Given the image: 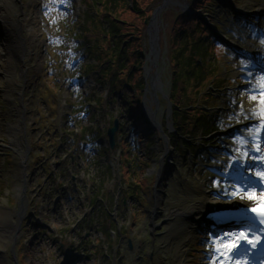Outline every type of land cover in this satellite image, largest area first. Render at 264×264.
<instances>
[{
  "label": "rangeland",
  "instance_id": "1",
  "mask_svg": "<svg viewBox=\"0 0 264 264\" xmlns=\"http://www.w3.org/2000/svg\"><path fill=\"white\" fill-rule=\"evenodd\" d=\"M175 1L176 4L169 3L156 17V60L149 57L147 29L153 19L152 11L162 5V0H154L149 10L146 9L151 12L143 14L146 18L143 17L142 21L132 14H120L127 22L134 24L133 28L136 27L134 33L127 35L134 38L128 41L129 45L130 42L133 44L128 65L135 63L137 67L138 59L144 65L139 70L138 80L135 79L136 84L139 83L137 92L136 84L129 85L128 75L121 79L117 77L124 68L121 63L112 66L109 62L99 61L101 55L105 57L110 52L109 47L99 50L98 43L100 31L107 30L109 24L105 18L95 20V23L87 20L88 15L94 13L85 5L86 0L83 4L82 0H64L62 4L66 9L62 11H58L56 6L61 0H23L27 12L32 10L30 4L40 11L42 32L41 43L33 49L32 56H26L25 65L29 68L27 80L19 70L20 60L15 56L10 61L0 47V227L20 204L18 197L23 186V168L22 160L18 157L21 151H18L17 137L21 135L22 99L26 110V141L31 148L26 169L25 215L20 221L22 228L14 244L11 234L0 238V264H180L185 256L183 246L184 249L193 250L187 254L191 253L187 264H208V261L223 264L222 256L215 251L221 245L210 243L212 238L206 233H195V228L187 220L176 227L174 223L182 220L161 226L153 233L152 245V237L146 236L149 221L141 219L134 210L132 218L136 224H132L127 211L129 208L114 206L113 201L120 193L124 206L131 198L132 209H136L138 202V208L147 205L143 197L148 198L150 176L146 170H152L151 166L156 171L160 170L161 181L157 189L168 197L161 198V202L178 212L204 202L203 183L221 194L223 200L240 198L234 191L242 193L246 196L244 200L247 199V195L241 191L243 184L231 179L236 172L229 165L235 164L234 155L239 156L235 149L247 148L250 144L255 146L253 140L257 134L253 122L245 129L235 125L247 120L254 121L259 116L253 106L257 104L259 94L254 75L260 71L248 59L245 48H248L250 41L263 43L264 18L253 19L244 15L252 9L264 12V0H221L217 5H210L207 12L199 13L206 22L212 20L213 25L219 26V35L229 45L226 51L234 59H230L224 48L218 50L219 59L211 54L216 51L211 48L212 45L223 44L220 40H213L210 35L203 37V32L193 37L196 41L202 37L203 51H197L203 58V62L200 60L197 87L202 86L198 94H201V108L207 115L200 118L193 129H188L190 124H187L179 130L172 124L171 115L168 117L170 110L175 112L174 105L169 104V97L175 79L188 71L191 76L193 68L188 71L183 69L188 56L195 61L197 54L188 53L189 42L184 37L181 50L186 52L184 67L180 73L174 70L176 66L171 55H168L167 41L174 32L176 19L183 13L181 5H191L193 0ZM55 12H59L57 20L51 17ZM181 51L179 49L178 54ZM50 53L56 57L57 71L56 68H52L54 71L49 69L52 64ZM38 61L41 63L38 64ZM11 62L12 68H15L12 81L6 77ZM130 67L134 70L133 66ZM154 78H158L161 90L153 88L156 86ZM240 78H244L245 82L242 83ZM236 79L239 80L238 84ZM176 83L181 87V81L177 80ZM250 85L253 90H249ZM221 86L225 87L220 90ZM253 96L256 98L253 99ZM134 97L141 98L156 113L163 129L173 126L167 134L168 146L144 117L145 127L137 133L130 106ZM193 101L183 99V109L179 111L176 108L179 111L176 113L192 110L188 104ZM177 117L180 121H186L183 115L178 114ZM212 118L217 120L220 130L213 132L208 126ZM114 120L121 123V131L112 150L107 130ZM236 128L238 131L233 132ZM222 131L231 134L225 136L221 134ZM52 137H55V145H52ZM237 137L246 138L248 143L242 145ZM46 151V159L42 156L34 160L33 155ZM131 151L144 162L136 157H128L123 158V163L130 164L132 168L143 163L141 168L145 172L140 179L136 174H128L124 179L125 185H120V174L124 167L121 156H129ZM63 155L68 156L67 161L54 164L50 169L52 176L48 177L44 167H48V163L54 159L62 160ZM248 160L246 157L242 163ZM206 165L209 167L205 169ZM214 173H218V176ZM72 176H79L80 179L71 182ZM151 205L153 202H149L146 209L141 208V212L151 210ZM198 210L196 207L197 213ZM109 212L114 214L113 218L108 216ZM107 219L118 220L112 228V236L109 226L113 224ZM13 220L16 223L19 221ZM165 231L167 234L163 236ZM224 234L228 237L231 232H220L216 237L227 244L232 237L224 239ZM185 237L190 239L185 242ZM204 238L210 240L204 241ZM129 239L132 249L129 248ZM164 243L170 244L169 248L173 250L177 249L170 260L159 249ZM149 253L153 254L151 262L147 257ZM71 255L79 256L68 263L66 259ZM241 259L235 258L234 264H239Z\"/></svg>",
  "mask_w": 264,
  "mask_h": 264
},
{
  "label": "bare ground",
  "instance_id": "2",
  "mask_svg": "<svg viewBox=\"0 0 264 264\" xmlns=\"http://www.w3.org/2000/svg\"><path fill=\"white\" fill-rule=\"evenodd\" d=\"M32 6V10H25V6L23 4V0H0V41L1 48L6 52L8 59L11 61L12 58L19 57L25 58V56L31 55L33 53V49L37 47L40 40V33L42 32L41 21H40V12L36 8L34 4H30ZM264 26V23H263ZM264 38V36H263ZM262 38V39H263ZM252 46L256 45V43H250ZM260 44V43H258ZM254 51L258 52L256 55L259 59V65H264V44H260L258 47L253 48ZM41 62L38 61V64ZM10 69L6 72V77L13 80L14 74L13 71L15 68L13 66V62L10 63ZM23 66V65H22ZM22 66L20 69L22 70ZM264 76V73H259L255 75V88L259 93V100L257 106L259 110L264 108V104H261V93L260 89L264 81H261L260 77ZM24 139V138H23ZM23 142V141H22ZM257 143L264 145V140L262 138L256 140ZM253 169L248 170L249 174L254 175V179H257L255 173L261 171L262 168L256 166L255 171L252 172ZM247 176V175H246ZM249 176V175H248ZM252 193H255L257 198L259 199L262 196L263 189L257 190L256 188L251 190ZM257 199V200H258ZM248 199L241 201L239 199H231V200H221L215 196H207L204 198V202L198 203L197 205H193L187 208L184 213L189 217L198 218L200 216V212H206L210 210V206H218L223 208H236L241 205H250ZM252 204V203H251ZM196 207L199 209L198 213L196 211ZM201 213V214H202ZM182 214V213H181ZM13 215L7 217L6 222H4L0 227V238L5 237L8 234L15 233L16 226L13 225ZM188 224V223H187ZM4 225V226H3ZM202 225L201 222L196 224L197 227ZM4 227V228H3ZM257 237L249 236L250 239H258ZM241 244L246 245L245 242H241ZM240 248L236 249L238 252ZM247 264H253L252 259L249 255L246 254ZM229 263V257L224 259V264ZM244 264V259L243 263ZM259 264H264V260L260 261Z\"/></svg>",
  "mask_w": 264,
  "mask_h": 264
},
{
  "label": "trees",
  "instance_id": "3",
  "mask_svg": "<svg viewBox=\"0 0 264 264\" xmlns=\"http://www.w3.org/2000/svg\"><path fill=\"white\" fill-rule=\"evenodd\" d=\"M89 2V0H87ZM98 4H96V10L98 12V17L104 16L109 24L107 31H104L106 35L105 38H101V43L105 46L111 45L114 48L115 54L112 56V60H120L122 58H132V43L130 45H124V40L134 39L132 35H127L129 33H134L133 30L136 28L134 24L127 22L120 14H132L136 19H140L141 21L146 18L143 14H149L151 11L148 8L153 4L154 0H131V6L129 5L128 0H97ZM214 1V0H212ZM203 2V0H195L191 9L193 11H197V7H199V3ZM147 9V10H146ZM144 17V18H143ZM143 23V22H142ZM194 24V26H190ZM198 24V26H197ZM143 25V24H142ZM192 27V29H190ZM202 26L197 20L193 17L188 16L187 14H179L178 18L173 27V33L170 34V46H171V59L174 63L175 69H178V65L182 64L184 60L185 52H181L178 54L179 49L183 47V39L187 37L190 41H193V37L201 31ZM124 35H127L128 38H124ZM103 37V34H102ZM195 48L198 49L196 45ZM182 50V49H181ZM131 51V52H130ZM120 58V59H119ZM136 62V61H135ZM138 62L140 60L138 59ZM191 62V61H190ZM142 63L140 64V66ZM138 71H136V74ZM136 74H133V79L136 78ZM135 75V77H134ZM197 77V76H196ZM194 78L192 81L195 83L197 78ZM198 80V79H197ZM189 89V88H188ZM191 89V87H190ZM177 89L173 90V94ZM178 97V96H177ZM173 101H178V98H173ZM139 105L136 103L134 109L137 111ZM134 110V111H135ZM197 112V110H195ZM194 111V112H195Z\"/></svg>",
  "mask_w": 264,
  "mask_h": 264
},
{
  "label": "snow or ice",
  "instance_id": "4",
  "mask_svg": "<svg viewBox=\"0 0 264 264\" xmlns=\"http://www.w3.org/2000/svg\"><path fill=\"white\" fill-rule=\"evenodd\" d=\"M63 2L64 0H61V3ZM249 75H251V73H249ZM260 79L261 81H264V76H261ZM249 90H253L251 85L249 86ZM259 91L262 97L261 104H264V84H262L261 89ZM252 98L255 99L256 97L253 96ZM261 112L262 114H264V108L261 109ZM237 139L242 145L248 143V140L246 138L241 139V137H237ZM234 151H238L239 156L234 157L235 164L229 165V167L233 168L236 172V175L233 177V179L237 180L238 183L243 184L241 191H243L247 195V199L249 201H256L258 199L257 196L255 195V193L250 192L249 189L256 186L257 182L255 180L249 179L245 175V172L254 168L255 165L253 163H248L246 166H244V164L242 163L246 157H249L251 149L245 147L242 149H235ZM255 151L259 152L260 156L259 157L251 156L250 159L252 161L256 159L264 160V148L257 146L255 148ZM261 168L262 170L256 172L255 175H258L261 178V180H264V165H262ZM217 183H219V181H217ZM262 187H264V185H262ZM234 194L239 195V192L234 191ZM259 199H260V203L257 206L253 207L251 211L255 213L257 217H259V222L261 224H264V197H261ZM246 219L248 220V223L247 225L243 226L245 227V231L232 232L231 239L225 237V239H229V242L227 244H223L222 240L218 241L216 236H213V239L210 241V243L213 244L219 243L221 245V247H217L215 249V251L220 253L221 256L225 254H229V264H234L235 257L243 258L244 264H247L246 254L248 252V248L247 247L241 248L240 247L241 242H245L246 245H251L252 248L257 247V245L261 243L260 240L258 239L253 240L249 238V236L253 234L251 232V229L253 228V225L256 223V220L253 217H248V216H246ZM221 248L223 249V251L221 250ZM237 248H240V250L238 252H234V250Z\"/></svg>",
  "mask_w": 264,
  "mask_h": 264
},
{
  "label": "water",
  "instance_id": "5",
  "mask_svg": "<svg viewBox=\"0 0 264 264\" xmlns=\"http://www.w3.org/2000/svg\"><path fill=\"white\" fill-rule=\"evenodd\" d=\"M166 6H167V1L165 0L162 7L158 8L155 11L154 16H156ZM157 47H158V45L156 43V37H155L154 41L151 42V49H152L151 54L154 55L155 57H157V55H158V52L155 50ZM117 130H118V122L116 121L114 127L112 129H110L109 133H108L111 146H114V144H115L114 137H115V133L117 132Z\"/></svg>",
  "mask_w": 264,
  "mask_h": 264
}]
</instances>
